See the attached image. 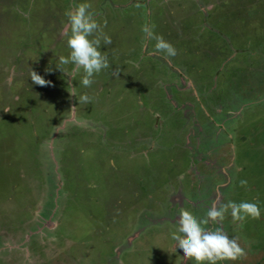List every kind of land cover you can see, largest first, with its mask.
Masks as SVG:
<instances>
[{"label":"rangeland","instance_id":"374dc122","mask_svg":"<svg viewBox=\"0 0 264 264\" xmlns=\"http://www.w3.org/2000/svg\"><path fill=\"white\" fill-rule=\"evenodd\" d=\"M85 2L112 40L87 88L59 62ZM213 201L261 212L208 225L246 252L218 264H264V0H0V264H195L171 236Z\"/></svg>","mask_w":264,"mask_h":264},{"label":"clouds","instance_id":"9594fccd","mask_svg":"<svg viewBox=\"0 0 264 264\" xmlns=\"http://www.w3.org/2000/svg\"><path fill=\"white\" fill-rule=\"evenodd\" d=\"M89 3H79L65 12L70 26V35L67 39V47L70 53L67 57H60L61 65L72 64V77L83 70V77L80 83L85 87H90L93 83L94 74L100 73L109 67L107 56L100 51L101 38L104 45H110L112 40L103 34L100 24L94 19V15L89 11ZM143 31L148 39L153 38L150 28L145 27ZM94 34L96 38L89 39ZM155 51L164 54L167 59L174 57L176 49L163 38H156ZM64 71L63 68H59ZM30 79L34 84L46 86L50 82L41 75L31 70ZM74 95V94H72ZM87 94L81 95L79 102L87 104L90 102ZM241 187L247 186L246 180L240 181ZM231 215L234 224L242 227L247 218L260 219L261 212L258 204L251 202L236 203L229 201L219 204L213 201L202 219H198L192 212L181 208L176 221L177 230L172 233V240L175 242L173 251L180 249L183 252L185 261L193 260L195 264H218L220 261H236L246 255L244 248L240 246L237 237L229 238L222 227L214 229L208 225H222L226 214ZM239 222V223H237Z\"/></svg>","mask_w":264,"mask_h":264}]
</instances>
